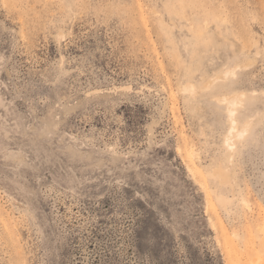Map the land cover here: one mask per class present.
Instances as JSON below:
<instances>
[{"label":"rangeland","instance_id":"obj_1","mask_svg":"<svg viewBox=\"0 0 264 264\" xmlns=\"http://www.w3.org/2000/svg\"><path fill=\"white\" fill-rule=\"evenodd\" d=\"M0 264H264V0H0Z\"/></svg>","mask_w":264,"mask_h":264},{"label":"bare ground","instance_id":"obj_2","mask_svg":"<svg viewBox=\"0 0 264 264\" xmlns=\"http://www.w3.org/2000/svg\"><path fill=\"white\" fill-rule=\"evenodd\" d=\"M234 97L237 98V95H234ZM225 101H226V105H227V111L229 113L230 119L232 120L231 123H232L233 131H239V130L241 131V129H239V127H238L239 125H238V121L236 119L238 117V116L236 117V113H235L237 109L235 110L234 108H232V106H234V105H231L232 104L231 102L233 100L226 99ZM239 134H241V133H239ZM227 141H228V144L230 145V147H232V145H231V143H232L231 142V138H229ZM210 176L211 175H209V177ZM212 176H211L212 178H215L216 180H218L219 182H221L220 185H222V183L223 184L228 183V181H229L228 172L225 169H223L222 167L216 168L213 171ZM219 202H222V203H220L222 205H226L229 201H227V198L225 196H219Z\"/></svg>","mask_w":264,"mask_h":264}]
</instances>
